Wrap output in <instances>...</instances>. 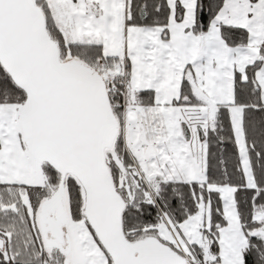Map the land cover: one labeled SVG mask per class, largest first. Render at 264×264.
<instances>
[{
    "label": "snow or ice",
    "instance_id": "6c2138e0",
    "mask_svg": "<svg viewBox=\"0 0 264 264\" xmlns=\"http://www.w3.org/2000/svg\"><path fill=\"white\" fill-rule=\"evenodd\" d=\"M0 264H264V0H0Z\"/></svg>",
    "mask_w": 264,
    "mask_h": 264
}]
</instances>
